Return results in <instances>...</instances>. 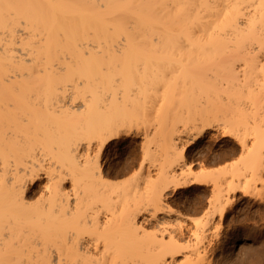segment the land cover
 Segmentation results:
<instances>
[{
	"label": "bare ground",
	"instance_id": "6f19581e",
	"mask_svg": "<svg viewBox=\"0 0 264 264\" xmlns=\"http://www.w3.org/2000/svg\"><path fill=\"white\" fill-rule=\"evenodd\" d=\"M243 1L0 0V264H203L205 232L264 175V2L253 13ZM119 52L171 53L191 72L189 122L160 142L172 161L141 163L144 196L126 208L124 183L109 181L101 161L124 133L121 97L107 92L121 80L94 58ZM47 86L69 92L71 112L97 118L91 134L62 139L58 168L42 175L29 165V115ZM245 93L249 104L236 97ZM218 133L246 153L245 168L206 169L197 145ZM42 177L45 202L32 208L30 185ZM207 183V216L168 209L177 189Z\"/></svg>",
	"mask_w": 264,
	"mask_h": 264
},
{
	"label": "rangeland",
	"instance_id": "374dc122",
	"mask_svg": "<svg viewBox=\"0 0 264 264\" xmlns=\"http://www.w3.org/2000/svg\"><path fill=\"white\" fill-rule=\"evenodd\" d=\"M257 1L248 0V2H245L249 5L248 7L246 5L247 9L249 8L251 11V5L254 6V9H257L255 7L264 2V0ZM245 3L243 1L240 5ZM253 3L257 6L253 5ZM252 12L254 13L255 11L252 10ZM253 13L248 19L256 16ZM255 19L257 20V18H254V22H256ZM252 20L253 18L248 21L252 22ZM119 53V55L115 53L113 56H98L94 58L100 59V63L108 67V70L104 67L107 72L112 71L111 73L114 72L113 74L116 73L117 76L119 74L120 77H118L121 80L116 85L117 87L107 92L113 97H121L119 100H122V102L119 101V104L123 103V105L119 106L120 109L123 106L121 111L124 112L122 114L125 119H122L124 122V133L121 135L122 137L108 144L101 156V161L109 181L115 185L124 183V208H126L129 204L141 200V197L144 196L142 180L145 173L141 169V163L149 165L154 162L157 166L163 165L166 167L172 161L171 158L164 155V144L160 142L163 135H166L167 130V133L170 134L173 131V127L182 126L189 122L190 113H187V110L189 112L190 104L192 106L191 85L189 83L191 72L189 66L181 62V56H174L171 53L166 55L153 53L154 55L151 56H146L147 53L136 54L139 56H124L123 52V54ZM105 70H103L104 74L107 73ZM103 73L99 72V74ZM125 78L129 79L128 82L127 80L125 81ZM46 88L48 90L44 89V91L46 90L45 92L47 93L45 94L48 96H45L41 101V106L40 102L37 105H35L36 103H31L35 105V108H30L33 109V115H29L31 117V121L29 120V131L32 134L29 145V165L32 166L34 171L38 170L39 172L43 169L46 170V168L50 170L51 168L47 167L49 164L50 166L54 165L53 167L56 165L55 162H58L57 165L60 164L56 159H58V154H60L61 143L64 141L62 139L67 134L70 135L71 132L81 131L82 135L79 133L80 137H86L88 133L91 134L90 132L94 131L93 129L90 131V128L95 127L97 118L93 112L88 115V112L86 114L83 110L85 112L83 113L81 109L74 113L68 110L69 102L71 101L69 97L72 98L69 92L64 91L62 93L55 86L53 90L50 89L52 93L57 95L53 96V94H49L51 93L49 90L50 86ZM236 97L248 102V104L254 100L253 93H245ZM231 98L236 99L235 95H231ZM92 102L95 101L92 100ZM221 103L222 101L219 104ZM92 124L94 125L93 127H91ZM136 131L140 132V136L132 134V132L135 133ZM74 134L77 135L76 133ZM215 136L217 137L212 136L213 138L210 137V139L206 137L197 145V148L206 154L205 158H209L206 165L207 170L217 172L219 175L223 173L224 175L225 171L227 169L229 171L234 165L235 167H237L236 165L242 167L247 162L246 153H241L235 147V141L232 138L223 134L220 135V133ZM53 156H55V160H52ZM49 158L53 164L49 162ZM122 159H124V164L120 163ZM57 165L56 167L58 168ZM55 168H52L53 171ZM41 174L43 175V173ZM44 181L45 178L42 177L30 185L32 190L28 200L32 208L37 207L39 209V206L41 208L45 202V195H43L41 190V185ZM138 183L140 184L138 185ZM211 185V183H207L180 187L170 198L168 209L178 210L191 218L207 216L210 212L207 198L209 197ZM164 207L167 208V206ZM175 217V215L171 216V218ZM41 226L39 224L37 228H42L43 231ZM37 228H35L37 233L35 231L31 232L33 237L40 233ZM31 229L28 232L29 236H32L30 235ZM156 230L157 228L149 226L147 232L155 233ZM205 233V240H203L202 245L200 244L201 246L199 245L201 247L199 248V254L200 256L203 254V260H201L203 264H264V175L262 179L251 186L249 191L237 192L227 207L224 217L222 219L217 218V221ZM41 234L43 233L41 232ZM182 257L183 253L178 256L180 259Z\"/></svg>",
	"mask_w": 264,
	"mask_h": 264
}]
</instances>
